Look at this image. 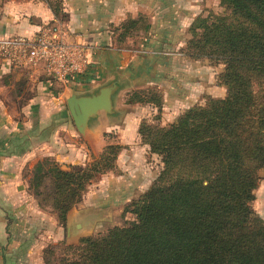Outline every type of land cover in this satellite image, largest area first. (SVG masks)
I'll return each instance as SVG.
<instances>
[{
  "label": "trees",
  "instance_id": "16d2710c",
  "mask_svg": "<svg viewBox=\"0 0 264 264\" xmlns=\"http://www.w3.org/2000/svg\"><path fill=\"white\" fill-rule=\"evenodd\" d=\"M42 1L58 15L61 0ZM218 1L224 14L195 18L184 52L224 65L225 97L165 127L143 122L141 141L163 170L130 205L135 221L65 246L58 264H264V223L250 207L264 168V0ZM111 148L71 171L35 168L30 187L38 195L50 181L60 226L91 181L114 169Z\"/></svg>",
  "mask_w": 264,
  "mask_h": 264
},
{
  "label": "crops",
  "instance_id": "0c3cea01",
  "mask_svg": "<svg viewBox=\"0 0 264 264\" xmlns=\"http://www.w3.org/2000/svg\"><path fill=\"white\" fill-rule=\"evenodd\" d=\"M193 7L191 0H61L55 15L42 0H0V45L31 39L43 25L58 23L90 56L85 77L54 90L42 67H15L0 57V239L5 241L0 244L1 264L9 262L13 239L27 235L23 221L37 216L46 222L38 205L23 195L30 183L22 173L33 161L52 159L65 172L85 167L93 141L106 147L113 135L121 147L115 168L128 177L107 172L97 188L106 190L109 182L121 184L123 190L140 188L129 177L140 171L144 153L151 154L141 141L140 125L165 127L195 104L196 88L187 78L192 79L198 63L184 52L189 27L197 18ZM151 94L159 104L150 101ZM100 95L109 101L108 110L90 115L80 133L68 99ZM7 211L17 218L16 234L7 232ZM54 224L61 229L58 221ZM55 237L61 238L60 232ZM14 242L15 248L21 247V241Z\"/></svg>",
  "mask_w": 264,
  "mask_h": 264
},
{
  "label": "rangeland",
  "instance_id": "374dc122",
  "mask_svg": "<svg viewBox=\"0 0 264 264\" xmlns=\"http://www.w3.org/2000/svg\"><path fill=\"white\" fill-rule=\"evenodd\" d=\"M185 1L189 2V0H182V2ZM191 1L194 6L193 12L197 17L224 14L225 9L220 5L218 0ZM190 39L191 35H189L188 40ZM197 63L194 76L192 79L187 78L188 83L193 84L196 88L194 95L195 104L190 109L202 107L210 99L220 100L227 93L222 83V75L225 69L224 65L209 61L208 59L198 60ZM185 112L180 113L178 116ZM106 141L112 144L103 147L100 143L97 144V140L93 141V147L89 149L91 153V158H89L90 165L99 161L100 155L109 146L112 147L109 149V153H119L121 147L116 144L117 141L113 135H109ZM113 163L114 169L107 171L109 173L111 172L109 175L112 174L120 179H124L126 176L128 177V175L119 173L118 168H115V162ZM40 164H44L45 170L52 169L54 166L57 168L54 160L49 158L37 162L33 161L26 166L22 173L23 179L27 180V182L29 181L30 186L36 183V180L34 181L33 179L34 170ZM141 164L142 166L139 167L140 171L137 172L138 174H130L129 176L130 179L139 184L140 188L137 190H123L121 184H113L112 182H109V187L107 186L106 190H100L97 188V185H99L103 175L95 177L83 192L81 202L74 205L67 212L65 227L61 226L60 230L56 229V224H54L57 223L58 219L55 222L57 214L52 207L53 199L50 194V181L46 180L43 182L39 190H37L38 195L32 187L29 190L27 189L23 195L28 197L34 206L37 207L38 205L37 210L46 222L40 219L36 220L37 216L36 219L29 217L30 219L25 222L23 221L22 226L24 225L27 235L23 239H13V246H11L13 252L8 255V264H58L59 260L66 255L65 246L75 248L79 246L81 239L103 235L110 228L123 227L135 221L134 214L130 212V205L132 202L140 199L149 190L163 170L161 157L156 154H150L149 152L147 154L144 153L141 158ZM106 176L107 174H104V177ZM257 177L258 182L253 191L254 199L250 202V207L264 223V168L257 172ZM13 213L7 211L3 213V216L7 220V232L16 234L20 230V227L16 221H13V219H17L14 216L15 213ZM10 219L12 220L9 221ZM59 232L61 238L57 239L55 236ZM16 240L21 241L20 248H15L17 242L14 241ZM0 244L5 245V241L3 242L0 239ZM67 257L71 258L70 255Z\"/></svg>",
  "mask_w": 264,
  "mask_h": 264
},
{
  "label": "built area",
  "instance_id": "2783aa9c",
  "mask_svg": "<svg viewBox=\"0 0 264 264\" xmlns=\"http://www.w3.org/2000/svg\"><path fill=\"white\" fill-rule=\"evenodd\" d=\"M0 57L15 67H42L50 88L80 80L90 65L88 50L80 43H73L58 23L43 25L31 39L3 42Z\"/></svg>",
  "mask_w": 264,
  "mask_h": 264
},
{
  "label": "water",
  "instance_id": "95a60500",
  "mask_svg": "<svg viewBox=\"0 0 264 264\" xmlns=\"http://www.w3.org/2000/svg\"><path fill=\"white\" fill-rule=\"evenodd\" d=\"M67 105L75 126L83 133L89 116L99 109L108 110L110 103L105 95L79 99L72 96L68 99Z\"/></svg>",
  "mask_w": 264,
  "mask_h": 264
}]
</instances>
